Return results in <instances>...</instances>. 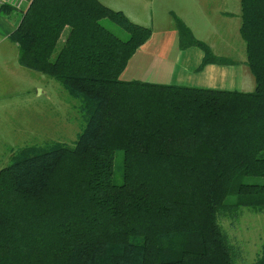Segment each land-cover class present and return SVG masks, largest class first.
<instances>
[{
    "label": "trees",
    "instance_id": "1",
    "mask_svg": "<svg viewBox=\"0 0 264 264\" xmlns=\"http://www.w3.org/2000/svg\"><path fill=\"white\" fill-rule=\"evenodd\" d=\"M175 24L182 49L204 50L202 66L227 61ZM152 33L100 0L23 10L10 36L19 64L59 81L85 126L74 146L24 147L1 169L0 264L235 263L220 218L264 210V0H241L252 92L122 80Z\"/></svg>",
    "mask_w": 264,
    "mask_h": 264
},
{
    "label": "rangeland",
    "instance_id": "2",
    "mask_svg": "<svg viewBox=\"0 0 264 264\" xmlns=\"http://www.w3.org/2000/svg\"><path fill=\"white\" fill-rule=\"evenodd\" d=\"M160 1L149 3L151 13H159L164 9V6L159 7ZM25 3L24 9L29 2ZM21 16L18 13V25ZM219 16L213 15L214 19H208L204 27L208 24L220 29L215 38L218 46L215 50L224 54L218 53L216 56V51H211L214 56L233 61L234 66L242 67V60L246 58V44L238 30L239 22L237 25L232 22L237 26L236 32L235 29L232 32V24L216 19ZM170 21L173 23V19L170 18ZM103 24L121 38L128 37L126 32L111 21L105 19ZM208 42L205 43L209 44ZM224 42H228L230 47H221ZM7 45V55H0V171L9 166L13 154L24 147L43 145L50 141L74 146L78 134L85 126L77 110L79 102L70 97L62 84L43 73L21 66L17 60L18 48L9 41ZM164 75L166 77L167 73ZM224 90L243 92L240 87ZM123 162V152H118L114 163V180L117 184L123 182ZM220 225L238 251L234 264H257L258 256L264 247V210L256 212L243 209L238 219L220 218Z\"/></svg>",
    "mask_w": 264,
    "mask_h": 264
},
{
    "label": "crops",
    "instance_id": "3",
    "mask_svg": "<svg viewBox=\"0 0 264 264\" xmlns=\"http://www.w3.org/2000/svg\"><path fill=\"white\" fill-rule=\"evenodd\" d=\"M100 1L114 10L122 11L131 21L150 27L153 31L151 38L138 49L129 61L121 75L122 80L217 90L240 87L243 92L255 90L256 81L246 58L242 60V67L234 66L233 61L202 66L205 57L204 50L198 47L182 49L180 34L175 24V20L180 19L191 30L194 38L203 43L209 41V44H205L212 51H216V56L218 53L224 54L215 50L218 47L215 38L220 33V29L214 26L210 27L208 24L205 28L204 23L213 15L218 14L220 16L216 19L229 22V25L232 22L237 25L239 22L238 30L240 32L241 0H161L159 7L164 6V9L159 13H151L148 6L155 0ZM4 4L8 5L5 0H0V6ZM12 9L14 10L8 13L0 12V15H3L0 17L1 56L7 55L9 50L7 41L12 43L10 36L18 25L16 18H19L18 13L22 15L21 11ZM170 18L173 19V23ZM236 27L232 24L231 31L233 32L235 29L236 32ZM66 35L64 34L63 40ZM225 46L229 48L230 44L228 42L221 43V47ZM164 73H167L166 77Z\"/></svg>",
    "mask_w": 264,
    "mask_h": 264
},
{
    "label": "built area",
    "instance_id": "4",
    "mask_svg": "<svg viewBox=\"0 0 264 264\" xmlns=\"http://www.w3.org/2000/svg\"><path fill=\"white\" fill-rule=\"evenodd\" d=\"M6 4L10 5L12 8H15L22 12L24 9V3L30 2V0H5ZM25 3V4H26Z\"/></svg>",
    "mask_w": 264,
    "mask_h": 264
}]
</instances>
